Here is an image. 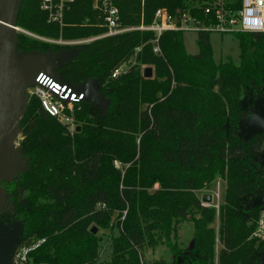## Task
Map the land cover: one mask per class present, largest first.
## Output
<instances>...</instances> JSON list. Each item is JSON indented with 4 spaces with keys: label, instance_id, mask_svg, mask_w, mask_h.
Here are the masks:
<instances>
[{
    "label": "trees",
    "instance_id": "obj_1",
    "mask_svg": "<svg viewBox=\"0 0 264 264\" xmlns=\"http://www.w3.org/2000/svg\"><path fill=\"white\" fill-rule=\"evenodd\" d=\"M213 1L113 0L122 26L150 25L159 8L177 22L183 13L204 21L202 10ZM224 1L233 10L241 7L242 0ZM39 4L23 0L19 28L62 40L106 31L92 0H75L62 27L48 23ZM233 36L237 65L213 61L209 32L196 33V54L186 52L183 31L161 34L160 55L152 51L151 31H128L78 47V55L58 70L62 79L75 85L95 81L109 102L105 109L82 102L74 114L80 130L73 137L30 97L19 124L27 166L1 185L7 200L0 211L1 223L19 225L27 242L43 239L25 264H172L143 259L145 249L158 243L181 254L179 264H264V241L253 236L261 207L242 201L264 193V159H258L264 135L242 140L234 133L252 111L244 110L240 98L251 96L255 103L264 97V32ZM16 40L26 52L63 49L21 32ZM136 47L141 49L135 65L111 78L113 69L134 58ZM145 67L152 69L150 78L143 76ZM114 160L120 169L112 166ZM216 175L225 181L217 209L203 206L195 194ZM155 183L158 189L149 192ZM112 217L118 235L110 259L99 262V240L90 228L106 227ZM184 222L194 223L188 251L176 244Z\"/></svg>",
    "mask_w": 264,
    "mask_h": 264
},
{
    "label": "built area",
    "instance_id": "obj_2",
    "mask_svg": "<svg viewBox=\"0 0 264 264\" xmlns=\"http://www.w3.org/2000/svg\"><path fill=\"white\" fill-rule=\"evenodd\" d=\"M74 1L40 0L39 8L46 13L48 23L57 24L59 27H62L64 25V13ZM92 9L97 12L101 25L106 29L104 33L97 36L75 40H62L39 37L21 30L19 27H16V30H21V33L43 42L61 46L63 48L61 50H74V48H78L96 39L114 36L128 31H151L155 34L152 51L158 55L161 54L158 44L159 37L165 31L214 32L218 34L264 32V0H242L241 7L237 10L230 8L224 0H214L211 6H207L202 10L204 21L196 17L193 18L187 13H183L180 21L177 22L165 8H159L155 11L153 21L150 25L141 23L138 26L121 25L119 10L113 0H92ZM140 49L141 47L135 48L134 58L132 60L124 62L113 69L111 78H117L131 66L135 65V57ZM74 86L76 85L65 80L60 83L46 79L44 82L41 81L33 85L27 94L22 90L23 86L20 87L19 91L21 97L26 99L25 106H27L31 96L36 97L42 110L48 116L58 120L72 134L74 127H72L70 112L74 106L84 102V95L78 94L74 90ZM202 205L206 207L203 203ZM213 206L218 208V203ZM253 236L264 241V206L259 210ZM42 242L43 239L37 241L31 247H21L15 256V264H25L28 252Z\"/></svg>",
    "mask_w": 264,
    "mask_h": 264
},
{
    "label": "water",
    "instance_id": "obj_3",
    "mask_svg": "<svg viewBox=\"0 0 264 264\" xmlns=\"http://www.w3.org/2000/svg\"><path fill=\"white\" fill-rule=\"evenodd\" d=\"M23 0H0V181L12 180L17 173L25 170L27 163L20 154L11 158L13 138L16 130V114L21 101L20 87L31 86L51 79L62 83L58 71L63 64L76 57V50H48L26 52L17 47V17ZM176 21V19H175ZM144 78L152 76V69L145 67ZM95 81H86L74 86L84 101L105 109L108 100L96 90ZM80 130L79 127L76 128ZM245 139L264 135V101L258 102L251 117L242 128ZM6 193L0 186V211L6 204ZM212 197L203 195L202 202L210 203ZM252 207L264 206V193L252 199ZM96 234V227L90 228ZM21 237L17 224L6 226L0 221V264H9L14 245Z\"/></svg>",
    "mask_w": 264,
    "mask_h": 264
},
{
    "label": "rangeland",
    "instance_id": "obj_4",
    "mask_svg": "<svg viewBox=\"0 0 264 264\" xmlns=\"http://www.w3.org/2000/svg\"><path fill=\"white\" fill-rule=\"evenodd\" d=\"M18 27V26H17ZM21 29V28H20ZM22 30V29H21ZM20 30V31H21ZM18 31L17 33H19ZM25 31V30H24ZM184 45H185V50L189 54H196L198 52V45L196 42V33L195 32H184ZM210 43H211V49H212V58L213 61L218 64L221 62H226V61H231L234 64L239 63V47L236 38L233 36V34H218V33H210ZM77 48H74L76 50ZM32 86H23L22 90L24 91L25 94H27L31 89ZM25 98L21 97L20 105L17 110L16 114V130L14 133V138H13V146H12V151H11V158L14 157L17 154H20V147H21V142H22V136L20 133L19 129V124L21 120V116L24 113V110L26 108V103H25ZM264 101V97L258 101H255V103L252 101L251 96L246 97L243 95L240 98V104H242L244 110L245 109H251V115L254 112V109L257 106L258 102ZM252 106V108H250ZM80 105L74 106L70 112V116L72 118V127H74V132L72 134L69 133L70 137H73L75 132H77L76 128L79 127L80 125L76 122L74 114L75 111L78 110ZM250 115V117H251ZM58 123L59 121L56 120ZM248 121V120H247ZM246 124V122L239 127V130L234 129L235 136L237 138H241L242 140H246L242 131L243 126ZM229 123L228 121L225 120L224 122V137L226 139V142H229L228 140L229 137ZM258 159H264V150L263 153L258 157ZM258 159H255L257 161ZM260 160V161H261ZM112 166L114 168H121V164L119 161L114 160L112 162ZM122 178V174H121ZM5 185L4 181H0V186ZM159 185L155 183L152 188H150L148 191L151 192L155 189H158ZM224 188H225V181L219 176L216 175L214 178H212L211 181L205 182L203 186L198 190L195 191V194L201 199V197L205 194L210 195L212 197V200L210 203L207 202H202L206 207H214L213 205H216L218 203L219 205L222 203V198L224 194ZM243 203L248 204L249 206L251 205L252 200H247L242 199ZM124 215V212H123ZM196 217V216H195ZM114 219V220H113ZM115 219L114 217L111 218L109 223L107 224L106 227H96L97 232H96V237L99 240V262H106L110 259L111 255V245H112V240L117 237L118 232L117 229L115 228ZM218 221L216 219L214 228L217 231V225ZM178 238L176 240V244L182 251H188L194 241V223L193 222H184L182 223L179 228H178ZM33 244L27 242V240L23 239V235L20 237L19 241L14 245L12 252L9 257V264H15V256L20 250L21 247L23 246H28L31 247ZM219 248V243L217 242L216 249ZM143 259L147 262H159L162 260H165L168 263L172 264H179L182 260L181 254L178 256L174 255L173 253L170 252V250L164 245V244H157L154 246H149L145 249L144 252V257Z\"/></svg>",
    "mask_w": 264,
    "mask_h": 264
}]
</instances>
